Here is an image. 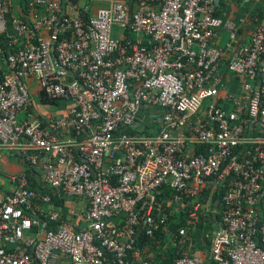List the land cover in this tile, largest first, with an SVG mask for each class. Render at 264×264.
<instances>
[{
  "label": "built area",
  "instance_id": "2783aa9c",
  "mask_svg": "<svg viewBox=\"0 0 264 264\" xmlns=\"http://www.w3.org/2000/svg\"><path fill=\"white\" fill-rule=\"evenodd\" d=\"M17 1L0 0V150L16 152L47 192L24 171L9 178L0 264H156L158 230L184 249L170 264H203L187 235L217 187L209 259L264 264V15L242 39L213 0ZM221 70L241 89L219 104ZM26 80L65 113L27 110ZM144 109L152 134L127 133ZM78 201L72 226L62 209Z\"/></svg>",
  "mask_w": 264,
  "mask_h": 264
},
{
  "label": "crops",
  "instance_id": "0c3cea01",
  "mask_svg": "<svg viewBox=\"0 0 264 264\" xmlns=\"http://www.w3.org/2000/svg\"><path fill=\"white\" fill-rule=\"evenodd\" d=\"M217 12L222 17L234 20L238 24V31L240 36L246 38L252 31L255 25L259 24L262 21L264 15V0H234V1H223L219 0V4L217 6ZM225 34L223 32H219L217 45L221 47L225 43ZM4 65V60H3ZM221 77V89L219 91V100L217 103L222 104L221 99L230 94V95H240V83L241 80L231 74L227 73L225 70H221L219 73ZM29 88L31 94L30 106H28L27 110H33L34 113L42 118V120H48L53 116L63 115L65 113L66 104L62 103H53L47 104L49 105L48 110L38 112L36 109V104H34V98H36V103L43 104L40 101V97L37 94V87L31 80H26L25 82ZM20 118L23 117V114L19 115ZM143 118V117H142ZM141 119V118H140ZM144 120V119H143ZM143 127L140 125L138 128ZM153 127V125H152ZM153 129V128H152ZM26 171V175L30 178L31 183L39 188L41 179L35 174L33 171L28 170L26 165L22 162L20 156L14 151H5L0 150V193L7 194L12 189V184L9 178L17 174L19 172ZM45 193L47 190L42 189ZM208 199V195L206 196ZM78 207L76 209L82 210L83 201L77 202ZM69 206H74L69 205ZM76 206V205H75ZM68 209L72 210V208L68 207ZM62 210L66 211L65 208ZM74 210H72L73 212ZM67 212V211H66ZM212 212V225L213 231L216 229L217 220L214 218V211L211 209L210 205V214ZM212 237V235H211ZM200 256V255H198Z\"/></svg>",
  "mask_w": 264,
  "mask_h": 264
},
{
  "label": "trees",
  "instance_id": "16d2710c",
  "mask_svg": "<svg viewBox=\"0 0 264 264\" xmlns=\"http://www.w3.org/2000/svg\"><path fill=\"white\" fill-rule=\"evenodd\" d=\"M215 10H216L215 14L218 15L219 13L217 12V8ZM7 18H8V16H7ZM7 31L9 33L11 32L9 24L7 25ZM6 48H7V39L3 35H0V79H1L2 73L4 72L3 60L6 56ZM40 101L43 104H53V102L47 100L43 96L40 97ZM148 115H149V110L144 109L140 114V118L143 117L144 120L142 122L139 121L138 125L136 126L135 129L134 128L133 129H127L126 132L129 134H135V133L140 134L141 133L144 135H151L153 132L152 131V124L149 123L150 117ZM140 125H143V127L138 128ZM31 188L33 190H35L36 192H38L39 194H45V192L42 189L36 188L32 183H31ZM208 192H209L208 188L203 189L201 192V198H203V199L206 198V196L208 195ZM222 194H223V189L217 187L214 189V191L212 192V194L210 196V205H211V209H213V211H214L215 220H218L217 210L219 207L220 197ZM54 203L56 206L61 207L60 202H54ZM165 211L167 213V221L170 222L171 218L173 217V215L171 214V210L166 209ZM209 212L206 214H202L203 216L199 215L198 219H201L203 221L208 220L206 222L207 223L206 228H208V230H211V232H212L214 229L213 225H212V219H211L212 212H211V214ZM175 228H176V226H174L171 223L168 225V229L172 232L175 230ZM193 232H194V230L190 229L188 231L187 238L195 237V235L192 234ZM161 238H162V235L160 234L159 230L155 231L153 238L150 240L152 242V246H155V245L162 246ZM210 240H206L208 244H210ZM147 241H148V239L142 233L138 234V236H137V245L138 246L144 245ZM189 242H190V240H189ZM174 244H175L174 246L172 244H170L165 250H161V251L155 250L153 253V256L155 255L153 258V262L156 264H170L172 259H175L176 257H179L185 253L184 249L181 248L180 245H177V240H174ZM191 244H192V242H191ZM190 249H191L190 255H197V254H194L195 251L193 252L192 247ZM203 264H213V263L211 262V260L207 256V259L204 260Z\"/></svg>",
  "mask_w": 264,
  "mask_h": 264
},
{
  "label": "rangeland",
  "instance_id": "374dc122",
  "mask_svg": "<svg viewBox=\"0 0 264 264\" xmlns=\"http://www.w3.org/2000/svg\"><path fill=\"white\" fill-rule=\"evenodd\" d=\"M10 2L12 5V8H14V6L19 5L17 0H10ZM207 101L208 100H204L203 104H206ZM34 104L37 105L36 110L38 112L48 110V108H49V105H47V104H38V102L36 103V98H34ZM68 207L72 208V210H74L73 212L75 214L78 213V209H76V207H78V204H74V206H68ZM65 210L67 211V215H68L67 217L70 218L68 223L72 226H75L76 222L78 221V217L75 215V217L71 219L72 210L68 209L67 207H65ZM207 221H203L201 219H198L197 222L194 224L193 229H192V230H194V232L192 234H194L195 237L189 238L190 247L193 248V252L195 251L194 254L200 255V257L204 260L207 259L208 248H209V244L207 243L206 240H210L211 235H212L211 230H208V228H206V226H207L206 222ZM191 242H192V244H191ZM161 244H162V246L158 247L156 250L161 251L162 248H163V250H165L170 245L169 243H167L166 239L164 240V243H161ZM149 254H150V256H153V252H149Z\"/></svg>",
  "mask_w": 264,
  "mask_h": 264
},
{
  "label": "water",
  "instance_id": "95a60500",
  "mask_svg": "<svg viewBox=\"0 0 264 264\" xmlns=\"http://www.w3.org/2000/svg\"><path fill=\"white\" fill-rule=\"evenodd\" d=\"M213 4H214L215 8H217V6L219 4V0H213Z\"/></svg>",
  "mask_w": 264,
  "mask_h": 264
}]
</instances>
